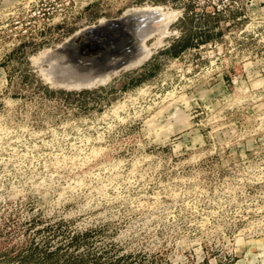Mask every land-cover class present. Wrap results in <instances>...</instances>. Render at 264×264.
I'll use <instances>...</instances> for the list:
<instances>
[{
	"label": "rangeland",
	"instance_id": "1",
	"mask_svg": "<svg viewBox=\"0 0 264 264\" xmlns=\"http://www.w3.org/2000/svg\"><path fill=\"white\" fill-rule=\"evenodd\" d=\"M125 11L147 57L54 84L52 49ZM2 205L129 264H264V0H0Z\"/></svg>",
	"mask_w": 264,
	"mask_h": 264
},
{
	"label": "trees",
	"instance_id": "2",
	"mask_svg": "<svg viewBox=\"0 0 264 264\" xmlns=\"http://www.w3.org/2000/svg\"><path fill=\"white\" fill-rule=\"evenodd\" d=\"M190 42L172 45L176 55ZM63 217H43L40 213L20 216L16 208L0 207V261L21 264H129L139 252H116L114 244L96 243L101 225L70 228ZM151 255L149 262H157Z\"/></svg>",
	"mask_w": 264,
	"mask_h": 264
},
{
	"label": "water",
	"instance_id": "3",
	"mask_svg": "<svg viewBox=\"0 0 264 264\" xmlns=\"http://www.w3.org/2000/svg\"><path fill=\"white\" fill-rule=\"evenodd\" d=\"M138 18L137 11H125L80 28L52 49L64 55L57 64L58 69L67 61L77 68L104 63L99 71L91 74L98 73L105 78L121 68H129L127 65L141 63L144 51L134 46L139 39L136 34L140 24ZM82 77L75 78L78 80L75 82L82 81Z\"/></svg>",
	"mask_w": 264,
	"mask_h": 264
},
{
	"label": "bare ground",
	"instance_id": "4",
	"mask_svg": "<svg viewBox=\"0 0 264 264\" xmlns=\"http://www.w3.org/2000/svg\"><path fill=\"white\" fill-rule=\"evenodd\" d=\"M134 46L135 47L138 46L137 48L142 49L144 51L143 58L147 57L148 50L145 48V45L143 46L141 39H138V41L134 43ZM52 56L56 57L58 61L55 65H52V69H53L52 71L55 73V75H53V83L56 85H62L68 88H81V87H87V86L94 85L96 83L103 82L108 78V77L103 78L98 73L91 74L93 72L99 71L98 68L103 66L104 63L91 64L89 66H85L84 68H77V67L71 66L70 63L67 61V62H64L63 66L60 69H58L59 68L57 67V64H59L58 59L63 57L64 55L53 51ZM110 61L112 60L110 59ZM130 66L131 65H127L126 67H130ZM89 75H93V76L89 77ZM81 77H82V81L75 82V81H78L75 78L81 79Z\"/></svg>",
	"mask_w": 264,
	"mask_h": 264
}]
</instances>
